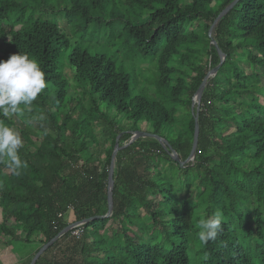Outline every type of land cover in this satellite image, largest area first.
I'll return each mask as SVG.
<instances>
[{"label": "trees", "instance_id": "16d2710c", "mask_svg": "<svg viewBox=\"0 0 264 264\" xmlns=\"http://www.w3.org/2000/svg\"><path fill=\"white\" fill-rule=\"evenodd\" d=\"M231 2L0 0V60L27 54L47 84L23 115H0L27 163L17 176L0 161L6 251L29 249V264L88 219L80 239L67 231L45 250L61 260L43 253L34 264H264V0H237L217 20L224 57L200 96L193 157L180 167L168 151L189 156L193 98L220 62L208 29ZM140 123L158 138L131 140ZM217 210L221 230L203 244L199 221Z\"/></svg>", "mask_w": 264, "mask_h": 264}, {"label": "clouds", "instance_id": "9594fccd", "mask_svg": "<svg viewBox=\"0 0 264 264\" xmlns=\"http://www.w3.org/2000/svg\"><path fill=\"white\" fill-rule=\"evenodd\" d=\"M47 87L44 72L35 59L27 54H11L0 60V115L5 118L23 115L24 109ZM34 119H46L43 113ZM23 141L18 131L0 121V161H6L13 175H20L27 163L21 159L19 150ZM223 214L217 210L211 216L200 219L198 238L203 244L215 240L221 230Z\"/></svg>", "mask_w": 264, "mask_h": 264}, {"label": "water", "instance_id": "95a60500", "mask_svg": "<svg viewBox=\"0 0 264 264\" xmlns=\"http://www.w3.org/2000/svg\"><path fill=\"white\" fill-rule=\"evenodd\" d=\"M237 0H233V2H231L227 7H225L217 16V18H215V20L213 21L212 25L209 27L208 29V37L210 39V42L212 44L215 45V48L217 49V52H218V56L220 58V62L219 64L214 67L212 70H210L209 72H207V74L204 76L202 82L200 83L199 87L197 88L196 90V94H195V98H196V102H197V107H196V112L194 114V131H193V140H192V145H191V149H190V152H189V156L186 158L185 161L183 162H180L178 157L176 156V154L171 151V150H168L169 151V154H170V157L172 158V160L174 162H179V165L180 167L183 165L184 162H186L187 160L191 159L193 157V154H194V150H195V147H196V144H197V138H198V124H197V115H198V104H199V101H200V96L202 94V91L204 89V86L206 84V79L208 78V76L210 75H213L218 67L220 66V64L222 63L223 61V54L220 52V50L217 48L216 44L214 43V40L212 38V31H213V28L217 22V20L223 15L225 14L235 3H236ZM193 106V103L191 105V107ZM137 137H154V138H158V136L156 135H153L151 133H148V132H144V131H141V130H137L134 132V134L132 135V139L131 140H134L135 138ZM118 138L119 137H116L115 139V143H114V148H113V151L111 153V157H110V165H109V169H108V178H107V211H106V216H109L111 211H112V186H113V178H112V174H113V164H114V158H115V155L119 149L118 147ZM85 222L89 221L88 219L87 220H84ZM74 225H76V223H72V224H69L68 226H66L60 233L59 235H61L62 233H65L67 232L71 227H73ZM58 235V236H59ZM56 236L55 238H53L52 240H50L49 242L43 244L39 250L35 253V255L33 256V258L31 259V261L29 262V264H34L35 261L45 252V250L47 249V247L52 244L56 238L58 237Z\"/></svg>", "mask_w": 264, "mask_h": 264}, {"label": "rangeland", "instance_id": "374dc122", "mask_svg": "<svg viewBox=\"0 0 264 264\" xmlns=\"http://www.w3.org/2000/svg\"><path fill=\"white\" fill-rule=\"evenodd\" d=\"M58 23L60 24V25H62V20H58ZM193 28V26H189V30L190 29H192ZM142 66H144V65H142ZM145 67V66H144ZM246 68V67H245ZM247 69V68H246ZM65 72L67 73L68 71H67V69H65ZM193 100L194 101H196V98L194 97L193 98ZM193 101V102H194ZM21 126V123L20 122H18L17 120H15V127H20ZM140 130H145V128H146V125H145V123H140ZM12 128H14V127H12ZM15 130H16V128H14ZM97 130V129H96ZM17 131V130H16ZM96 133H97V135H98V138H99V141H100V148L98 149V148H96L97 150H95L94 148H93V150L97 153V154H99V157L100 158H102L103 157V153H102V147L104 146V139H103V137H102V135L100 134V132H99V130L98 131H96ZM192 159V158H191ZM184 193L185 194H187V192H182V193H180V194H178V197H182V195H184ZM70 220H72V217L70 218ZM113 226V224H111V223H108L107 225H106V227L108 228V229H110L111 227ZM68 241V240H67ZM67 241H66V243L64 244V245H62V247L60 248V250H65V247L64 246H67L68 245V243H67ZM69 242V241H68ZM4 248V246H3V244H1L0 243V253L2 252L1 250ZM78 251V250H77ZM54 252V253H53ZM62 252L63 251H58V250H56L55 249V251H54V249H52V250H50L49 252H47L46 254H45V256H46V258H51V256H52V254H55V257H56V259H58V260H61L63 257H62ZM66 252H68V255L70 256V254L72 255V251L70 250V248L69 249H67V251ZM17 256V253H15V252H12V255L11 256H9V261L8 262H10V261H12V259H14L15 257ZM29 259V257H27L25 260H23V259H21V260H18L17 261V263L15 262V260H13V264H22L23 262L25 263L27 260ZM15 262V263H14Z\"/></svg>", "mask_w": 264, "mask_h": 264}, {"label": "crops", "instance_id": "0c3cea01", "mask_svg": "<svg viewBox=\"0 0 264 264\" xmlns=\"http://www.w3.org/2000/svg\"><path fill=\"white\" fill-rule=\"evenodd\" d=\"M1 251L2 252L0 253V264H13V260H15V262L17 263L18 260H21V259L25 260L27 255H29V253H30L29 249H25L22 252L17 253V256L14 259H12V261L8 262L10 260L9 256L12 255L13 251H11V250L6 251L5 248H3Z\"/></svg>", "mask_w": 264, "mask_h": 264}, {"label": "built area", "instance_id": "2783aa9c", "mask_svg": "<svg viewBox=\"0 0 264 264\" xmlns=\"http://www.w3.org/2000/svg\"><path fill=\"white\" fill-rule=\"evenodd\" d=\"M58 217H60V215H58ZM85 223V221H81L76 223V225H74L73 227H71L68 232H69V236L75 240L80 239V237L83 234V224Z\"/></svg>", "mask_w": 264, "mask_h": 264}]
</instances>
